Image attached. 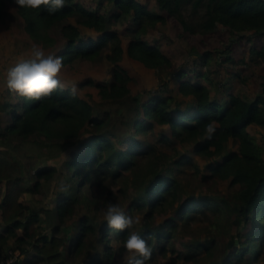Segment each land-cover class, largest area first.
I'll list each match as a JSON object with an SVG mask.
<instances>
[{
	"label": "trees",
	"instance_id": "obj_1",
	"mask_svg": "<svg viewBox=\"0 0 264 264\" xmlns=\"http://www.w3.org/2000/svg\"><path fill=\"white\" fill-rule=\"evenodd\" d=\"M154 2L65 0L49 15L44 7L0 0V32L15 18L30 43L64 64L50 98L12 92L11 103L0 104V256L12 249L29 264H71L69 258L99 247L101 257L87 264H128L123 244L135 231L152 250L146 264L154 255L166 264H264V73L248 100L231 91L241 72L225 66L246 64L233 54L244 45L250 61L264 62V46H254L264 39V0ZM218 30L230 37L225 48L198 52L192 39ZM103 57L109 79L63 75ZM132 63L165 77L136 92ZM221 63L228 81L217 79ZM178 96L191 101L182 108ZM69 149L60 166L51 163ZM190 166L200 180L183 188L179 175ZM109 201L140 214V225L117 231L83 214L75 237L64 234L76 207L98 211ZM168 213L173 218L155 222ZM179 232L184 250L173 242Z\"/></svg>",
	"mask_w": 264,
	"mask_h": 264
},
{
	"label": "rangeland",
	"instance_id": "obj_2",
	"mask_svg": "<svg viewBox=\"0 0 264 264\" xmlns=\"http://www.w3.org/2000/svg\"><path fill=\"white\" fill-rule=\"evenodd\" d=\"M150 6L153 8L155 7L154 0H148ZM4 29L0 32V104L3 107L6 103H11L12 100V92L9 91L6 87V71L8 68L15 66L19 63H22L24 61H28L31 59L30 50L32 47V43H30L25 37V31L22 28L20 22L15 19L11 18L10 20L6 21L4 23ZM229 35L226 31L218 30L213 34H209L206 37H196L193 40V42L197 46L198 52H201L203 50H219L220 52L222 49L225 48V45L229 42ZM190 38L188 39L186 43V47L190 46L189 42ZM255 48L260 49L262 46H264V39L256 40L254 43ZM44 50V49H43ZM46 55H50V50H44ZM233 54H236L235 56L243 57L245 63H238V64H228L225 65L229 67L230 72H237L240 71L242 74V79L234 78L232 86L228 84V86H231V91H234L240 95H244L246 99L252 100L255 98L259 91V84L261 81V76L264 73V62L260 65L255 64L254 62L250 61L251 53H250V46L244 45L242 46V50H240V46L235 48ZM217 60L213 62L214 67L217 65V61L220 58V55H216ZM255 59V57H252ZM189 60L192 61L193 56L188 57ZM255 61V60H254ZM133 67L135 69V81L133 83V89L137 92L139 90H143L145 86L151 87V85H156V81H161L165 75L162 73L153 74L151 71L146 70L143 66L137 63H132ZM226 67L222 68V63L219 67V74L217 78L218 80L222 81H228L230 73L226 72ZM67 78L70 80L74 79H81L84 77H93L96 79H109L110 74L108 73V66L105 62L104 57L99 59L96 63H87L83 62L81 64H77L74 69L65 71L63 73ZM230 81L229 83H231ZM220 87L218 88V91L213 90L214 95H219L222 92H220ZM177 99H184L182 103V108H184L188 102L191 101L190 97H180L178 96ZM4 108V107H3ZM4 110H0V117L4 114ZM159 138V130H154L152 132L151 140L153 142H157L156 140ZM260 139V136H259ZM262 139V138H261ZM70 154V149L65 151L59 159H54L51 161L52 164L60 166L61 161L68 158ZM199 163L201 171H205V167L208 163L207 159L200 160ZM201 173H197L195 171V168L190 166L186 167L185 171L179 175L180 183L182 187L184 188L186 184H188L190 187L193 186V184H197L200 180ZM2 190L3 187H1ZM223 190V188H222ZM87 190H85L86 192ZM215 192H221V190H215ZM129 193L133 195L135 191L133 189L129 190ZM114 194H117V188H114ZM2 194L0 195V197ZM52 204V203H50ZM102 209H105L104 206H102L98 211H90L87 209H81L80 206L76 207L73 213V216L70 220L67 222V227L64 229V234L67 235L69 238L75 237V231L77 230V223L79 216L83 214H87L89 217L94 218V221H96L97 225L103 222L104 219V213L101 211ZM136 217L139 218V221H141V215L136 214ZM164 218H173V216L168 213L165 214L162 217H156L155 222H159L163 220ZM140 225V222L138 223ZM182 232H179L173 242L176 247H178L181 250H184L183 244H182ZM192 235L188 234L183 236V239L185 242L191 240ZM69 246V241L66 242L63 250L66 252ZM96 255L97 257H101V250L100 248L96 247H90L87 248L82 254L76 256V258H69V261L71 264H87L88 261ZM27 259V258H26ZM130 259V255L123 256L122 261L128 262ZM219 259V257L217 258ZM220 260V259H219ZM167 260L159 257L158 255L153 256V260H150L147 264H166ZM181 264H194V262H183Z\"/></svg>",
	"mask_w": 264,
	"mask_h": 264
},
{
	"label": "clouds",
	"instance_id": "obj_3",
	"mask_svg": "<svg viewBox=\"0 0 264 264\" xmlns=\"http://www.w3.org/2000/svg\"><path fill=\"white\" fill-rule=\"evenodd\" d=\"M14 3L22 9L39 10L41 7L47 9L49 15H54L65 6V0H14ZM31 59L27 62L12 66L6 71V87L9 91L33 101H41L50 98L60 88L58 78L64 64L63 58L55 55H46L44 50L33 44L30 50ZM75 87L71 92L75 94ZM215 122L206 125L208 137L215 133ZM104 219L110 229L117 231L130 230L138 224L139 218L125 214L119 204L111 201L107 207L101 210ZM124 249L130 254L128 264H146L151 258L152 250L148 240L144 239L135 231H129L124 240Z\"/></svg>",
	"mask_w": 264,
	"mask_h": 264
},
{
	"label": "built area",
	"instance_id": "obj_4",
	"mask_svg": "<svg viewBox=\"0 0 264 264\" xmlns=\"http://www.w3.org/2000/svg\"><path fill=\"white\" fill-rule=\"evenodd\" d=\"M20 251L9 249L0 257V264H19Z\"/></svg>",
	"mask_w": 264,
	"mask_h": 264
},
{
	"label": "crops",
	"instance_id": "obj_5",
	"mask_svg": "<svg viewBox=\"0 0 264 264\" xmlns=\"http://www.w3.org/2000/svg\"><path fill=\"white\" fill-rule=\"evenodd\" d=\"M258 138H259V136H258ZM3 255V254H2ZM1 255V256H2ZM0 256V257H1ZM27 257H25L24 255H21L20 256V260H19V262L21 261V263L20 264H29V262H28V260L26 259Z\"/></svg>",
	"mask_w": 264,
	"mask_h": 264
},
{
	"label": "water",
	"instance_id": "obj_6",
	"mask_svg": "<svg viewBox=\"0 0 264 264\" xmlns=\"http://www.w3.org/2000/svg\"><path fill=\"white\" fill-rule=\"evenodd\" d=\"M21 263V261L19 262V264Z\"/></svg>",
	"mask_w": 264,
	"mask_h": 264
}]
</instances>
